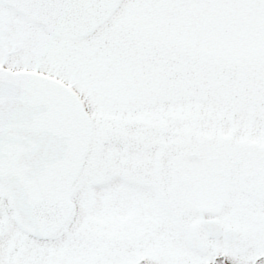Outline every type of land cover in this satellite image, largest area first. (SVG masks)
I'll list each match as a JSON object with an SVG mask.
<instances>
[{
	"label": "snow or ice",
	"instance_id": "obj_1",
	"mask_svg": "<svg viewBox=\"0 0 264 264\" xmlns=\"http://www.w3.org/2000/svg\"><path fill=\"white\" fill-rule=\"evenodd\" d=\"M0 264H264V0H0Z\"/></svg>",
	"mask_w": 264,
	"mask_h": 264
}]
</instances>
